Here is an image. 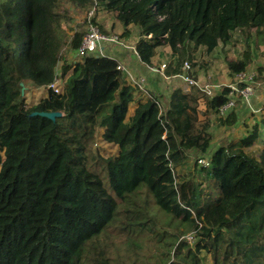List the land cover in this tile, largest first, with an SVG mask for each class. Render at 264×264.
Segmentation results:
<instances>
[{
    "label": "trees",
    "instance_id": "trees-1",
    "mask_svg": "<svg viewBox=\"0 0 264 264\" xmlns=\"http://www.w3.org/2000/svg\"><path fill=\"white\" fill-rule=\"evenodd\" d=\"M65 1L88 13L102 6L124 36L135 27L145 66L159 46L169 47L177 61L165 75L185 72L183 60L194 61L199 47L211 53L236 31L264 27V0ZM60 5L0 0V264H121L110 255L115 237L127 249L143 241L165 248L153 264H201L200 249L212 264H264V116L208 153L213 136L207 118L199 127L200 114L216 111L219 125L234 124L235 106L218 113L229 86L212 96L195 84L177 87L164 107L156 95L139 97L117 59L73 58L84 30L69 26ZM85 20L99 24L95 14ZM250 63L248 45L226 60L233 75ZM56 76L58 92L47 88ZM25 80L47 91L31 106ZM37 111L62 115L51 120ZM97 129L114 155L89 154ZM158 214L173 232L156 228ZM190 232L200 237L193 247Z\"/></svg>",
    "mask_w": 264,
    "mask_h": 264
},
{
    "label": "rangeland",
    "instance_id": "rangeland-1",
    "mask_svg": "<svg viewBox=\"0 0 264 264\" xmlns=\"http://www.w3.org/2000/svg\"><path fill=\"white\" fill-rule=\"evenodd\" d=\"M63 9H65L71 16L72 20L70 21L69 26L72 28H77L81 31L84 30V33L86 31V27L89 24H92L89 23L86 25L85 18H90L92 14H95L96 22L99 23L98 26H96L100 30L102 29V32L113 31L112 33H116L117 35L124 34L123 32L125 28L123 27V25L115 21L113 14L106 11L102 6H97L95 11L91 10L88 13L86 9H83L75 5L74 3L61 0L60 10ZM103 24L105 26V29H107L105 31H103ZM111 25H114L115 27L111 29ZM128 27L130 33L128 36L123 35L124 45L122 44V46H119V43H105L102 49H105V51L108 53L116 49H128V51L131 50L133 53H135L133 51V48L135 49V43L137 41V38L139 37V31L133 26L132 29H130V25H128ZM247 45L251 54V63L249 64L247 71L254 72V74H259V80L253 81L250 86V92L245 95L240 92L241 88L239 86L235 87V89H238V91L234 90L233 93L228 94L230 104L228 106L227 112L233 109L234 106V108L236 109L235 113L237 115V120L234 124L230 126L219 125V121L217 118L218 115L216 111H209L206 115L200 114L199 127H201V124L207 118L209 123L207 131L210 132L213 136L211 144L208 147V153H211V151L218 147V145L226 143L230 140L237 139L238 137L244 135L247 128L252 124L255 116H264V27L262 33L260 34H256L254 29L236 31L234 33L232 42L227 44L226 46L223 47L219 44V46L212 50L211 53L206 52L203 47H199L193 54L194 61H190L186 57V60H183V62L187 61L190 63L189 66L191 67L188 73L189 76L194 80L195 85L199 84L198 86L205 91V94L212 96L219 93L224 86L234 80L236 73L234 75L229 73L226 60L229 58H240ZM157 52V59H159L158 63L160 64L157 65L154 72H156L160 76V90H153L148 86L147 76L146 74H144V72H140L135 75L130 72V70L125 65H122L116 57H112L118 60V65L124 67V71L121 69L122 74L124 75V79L127 84L130 83L134 85L137 96L144 98V96H148L150 94L156 95L160 101L161 106L164 107L170 92L177 87H185L187 80L181 79V73L165 76L164 69L166 65L170 64L173 66L177 61V57L171 53L169 47L167 46H159L157 48ZM70 57V54L69 57L68 54L66 55V58L70 59ZM154 57H152V59ZM73 58L77 60L81 59L76 56H74ZM193 63L195 64L193 65ZM57 66L59 68L57 71L60 72V61ZM148 71L149 73H152V70L149 68ZM195 78L198 79V82L195 81ZM137 79H140L142 80V82H144L141 87L138 83H136ZM188 85L190 84L187 83L186 86ZM21 89L22 91H24L23 93L25 96L26 106L35 104L40 98L47 95L46 89L39 88V86L35 85L30 80L23 81L21 83ZM199 107L200 109H204V106L202 104H199ZM218 113L220 115L219 108ZM101 132L102 129L96 130L92 147H90L89 150V154L92 156L99 155L103 157L114 155L117 151L116 146L104 141ZM252 149L256 150L255 147H253ZM191 153L193 154L194 152L192 151ZM197 155L198 154H193L194 157H191L189 169H192L193 160ZM202 163L203 166H208L209 160L207 158H204V161ZM158 215L159 221L156 228L160 232H173L174 229L165 224L167 221V217L161 214ZM199 239L200 237L194 232H190L186 235V241L191 245V247H193ZM166 251L167 250L165 248L155 249L154 245L150 241H143L140 244V247H130L129 249H127V246L123 242L122 238L115 237L112 243V247L110 248V255L112 256L113 262L115 263L153 264L156 258L159 257L161 253H166ZM197 255L200 259L201 264H212L211 255L204 249H200Z\"/></svg>",
    "mask_w": 264,
    "mask_h": 264
},
{
    "label": "built area",
    "instance_id": "built-area-1",
    "mask_svg": "<svg viewBox=\"0 0 264 264\" xmlns=\"http://www.w3.org/2000/svg\"><path fill=\"white\" fill-rule=\"evenodd\" d=\"M123 42H124L123 37H120V35H117L116 33L102 32L96 25L89 24L86 27L85 33L82 35L81 41L75 51L74 56L78 58H81L85 55H92V56L106 55V56L112 57L109 55L108 52L105 51V49H102L103 45H105V43H119V46H122V44L124 45ZM133 51L135 52L134 48H133ZM117 69L119 70L122 69L124 71V67L121 65H117ZM189 69H190L189 63L185 61L182 65V70L185 72L181 73V79L187 80L186 83L190 85L195 84L194 80L189 76V73H188ZM255 74L254 72H251V71H246V72L243 71V72L236 73L233 82L227 84V86H229L230 88L229 93H233L234 90L238 91V89H235V87L239 86V84H243V87L241 88V91H240L243 95L250 92V86L254 81ZM62 82H63L62 79L56 76L54 80L47 85V88L52 89L54 92H58L60 88V84ZM136 83H138L140 87L141 85L144 84V82H142V80L140 79H137ZM229 104H230V100L225 105L219 107L220 115H224L227 113ZM203 161H204V158L198 159V162L200 164H203L202 163Z\"/></svg>",
    "mask_w": 264,
    "mask_h": 264
},
{
    "label": "crops",
    "instance_id": "crops-1",
    "mask_svg": "<svg viewBox=\"0 0 264 264\" xmlns=\"http://www.w3.org/2000/svg\"><path fill=\"white\" fill-rule=\"evenodd\" d=\"M157 54H158V52H157ZM157 54L151 60V65L145 66L139 61L137 55L135 53H133L131 50L128 51V49H116V50L109 53L110 56L116 57L120 61V63L122 65H125L130 70V72H132L133 74L136 75L137 73L144 72V74H146V76H147L148 86L151 87L153 90H160L161 89L160 76H159V74L154 72L157 65L160 64V63H158L159 59H157ZM148 68L152 70V73H149ZM165 76H167V75H165ZM168 77H170V76H168ZM197 78H198V76H197ZM197 78H195V81L198 82ZM181 82H183V81H181ZM183 85H185V84H183ZM186 85H187V83H186ZM186 85H185V87L181 86V88L184 90H188L189 85L188 86H186Z\"/></svg>",
    "mask_w": 264,
    "mask_h": 264
},
{
    "label": "water",
    "instance_id": "water-1",
    "mask_svg": "<svg viewBox=\"0 0 264 264\" xmlns=\"http://www.w3.org/2000/svg\"><path fill=\"white\" fill-rule=\"evenodd\" d=\"M32 114H37L39 116H43L48 119L54 120L56 117L61 116L62 112L61 111H37V112H32Z\"/></svg>",
    "mask_w": 264,
    "mask_h": 264
}]
</instances>
